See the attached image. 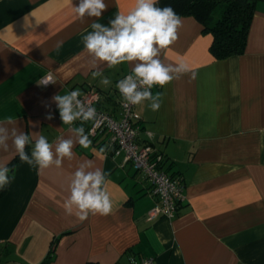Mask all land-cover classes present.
Masks as SVG:
<instances>
[{
  "label": "crops",
  "instance_id": "crops-1",
  "mask_svg": "<svg viewBox=\"0 0 264 264\" xmlns=\"http://www.w3.org/2000/svg\"><path fill=\"white\" fill-rule=\"evenodd\" d=\"M105 3L98 22L107 26L135 0ZM78 4L0 0V125L33 138L29 155L36 135L54 145L61 137L75 139L70 128L81 126L63 124L54 95L95 88L101 107L116 113L115 85L134 66L101 64L108 86L93 78L82 38L97 18H79L73 10ZM180 17L179 39L161 59L187 63L196 78L187 74L153 87L154 95L163 94L159 111L148 102L135 105L140 140L163 154V169L184 186L175 214L149 217L155 203L150 184L122 152L102 153L101 138L88 148L76 143L73 159L59 168L14 165L0 197V264H43L52 252L45 264H130L143 257H154V264H264V2L253 14L244 52L224 59L211 54L212 35L201 22ZM48 71L54 80L43 86ZM9 145L0 151L8 164L16 156ZM84 161L106 173L107 216L81 220L64 210L70 176Z\"/></svg>",
  "mask_w": 264,
  "mask_h": 264
},
{
  "label": "clouds",
  "instance_id": "clouds-1",
  "mask_svg": "<svg viewBox=\"0 0 264 264\" xmlns=\"http://www.w3.org/2000/svg\"><path fill=\"white\" fill-rule=\"evenodd\" d=\"M157 2L158 0H135L134 6L127 13L118 12L107 26L98 22L108 8L105 0H79L78 6H73L79 18H97L90 25L92 30L82 38L84 49L91 58L90 66L96 69L92 72L93 78L101 77L100 83L108 86L111 81L103 76L101 64L114 68L133 62L131 73L120 79L115 86L125 107L148 102V107L154 112L161 108L163 94L157 92L154 95L153 87L163 88L187 74L195 79L198 74L183 61L171 64L161 59L162 51L179 39L183 21L171 6L157 7ZM50 82V77L43 78L42 84ZM80 96V90L76 89L51 98L59 110L63 124L81 122V126L70 128L75 139L61 137L53 145L44 135H36L29 155L26 146L33 143V138L16 127L0 125V151H9L11 141L21 162L40 169L53 165L59 168L65 159L72 160L76 143L83 148H88L92 143L85 134L83 124L88 121H95L97 126L99 124L96 109L86 105ZM53 118L51 114L46 116L48 120ZM7 123L12 124L13 121L9 118ZM100 151L103 153L105 149L101 148ZM9 172L8 161L0 159V189L11 182ZM106 183V173L102 169L94 168L91 161L80 163L69 179V194L63 204L65 212L75 214L81 220L86 219L89 214L109 215L112 212V201L105 188ZM167 214L170 217L172 215L171 212ZM132 264H135L134 259Z\"/></svg>",
  "mask_w": 264,
  "mask_h": 264
},
{
  "label": "built area",
  "instance_id": "built-area-1",
  "mask_svg": "<svg viewBox=\"0 0 264 264\" xmlns=\"http://www.w3.org/2000/svg\"><path fill=\"white\" fill-rule=\"evenodd\" d=\"M128 74L130 73H126L122 78ZM49 77L53 82V73L48 71L40 78L41 84L43 78ZM52 82L42 85L48 86ZM70 91L72 89L68 92ZM114 92L116 113H111L101 107V92L98 89H89L80 96L86 105L96 109L99 120L98 126L95 121L85 122L83 124L85 134L91 141L101 138L105 153L118 154L122 152L124 161L130 163L137 172L147 179L151 187V194L155 197V203L148 213L149 217L158 215L170 217L168 212L172 213V217L184 201V186L178 178L163 169L161 165L163 154L151 142L140 140L141 125L135 120V105L125 107V102L118 89L115 88ZM76 123L81 124L80 121H76ZM134 261L135 264H145L146 261L148 264H154L155 258L143 257Z\"/></svg>",
  "mask_w": 264,
  "mask_h": 264
},
{
  "label": "trees",
  "instance_id": "trees-1",
  "mask_svg": "<svg viewBox=\"0 0 264 264\" xmlns=\"http://www.w3.org/2000/svg\"><path fill=\"white\" fill-rule=\"evenodd\" d=\"M261 2L264 0H158L157 7L171 6L179 16H193L201 22L203 30L212 35L209 47L211 54L216 59H224L244 52L253 14ZM19 160L16 155L8 164L11 182L14 165ZM11 182L0 189V197ZM52 257L53 252L43 264L52 260Z\"/></svg>",
  "mask_w": 264,
  "mask_h": 264
}]
</instances>
